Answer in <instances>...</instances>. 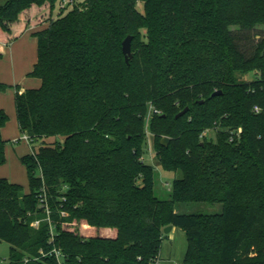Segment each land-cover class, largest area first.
Segmentation results:
<instances>
[{
	"label": "trees",
	"instance_id": "obj_1",
	"mask_svg": "<svg viewBox=\"0 0 264 264\" xmlns=\"http://www.w3.org/2000/svg\"><path fill=\"white\" fill-rule=\"evenodd\" d=\"M60 1L0 5V58L30 25L47 24L33 33L28 73L40 86L21 92L0 82L1 91L16 90L33 151L22 157L29 191L0 177L10 264L26 256L27 264H57L40 254L53 246L51 226L71 264H154L169 225L187 232L184 264H264V0H74L54 16ZM149 113L157 159L175 174L168 199L157 195L143 156ZM9 119L0 107V163ZM207 129L215 135L202 136ZM184 202L223 209L177 212Z\"/></svg>",
	"mask_w": 264,
	"mask_h": 264
},
{
	"label": "rangeland",
	"instance_id": "obj_2",
	"mask_svg": "<svg viewBox=\"0 0 264 264\" xmlns=\"http://www.w3.org/2000/svg\"><path fill=\"white\" fill-rule=\"evenodd\" d=\"M7 1L9 0H0V5L5 4ZM138 8L143 11V3H138ZM67 10L68 9H66L65 12H67ZM60 11V7L56 6L54 9V16H57ZM261 29L264 31V27ZM29 38L30 37H27V43L24 42L25 40H21L17 45L9 47L10 52L8 53V64L6 63L8 74L3 78L8 80L6 81L8 83L10 81V83L14 82L31 87L30 84L38 83L39 85L41 82L38 78L28 76V73L34 67L33 62L38 48L36 42L33 44V38H31L30 41ZM255 40L257 41L258 38L256 37ZM242 42L246 48L249 49V47H251V42ZM243 79H252V73L244 75ZM14 98L15 88H8L7 90L0 92V106L5 108L10 117L4 129V139H6L7 142L5 145V160L0 163V177H6L10 181L20 183L23 185L25 191H29V175L22 157L32 154L33 151L31 143L24 139V134L20 131ZM150 118L151 114L149 113L146 117L147 138L143 156L147 163L154 166L155 190L157 195L163 199H168L170 198L173 189L175 174L171 171L165 170L157 159L154 138L149 129ZM209 135L214 136L215 132L211 131L209 132ZM48 141L52 142L53 139L50 138ZM222 209L223 205L221 203L184 202L176 205V211L185 214H218L222 212ZM188 245V237L185 228L175 226L170 232L164 234L160 249V257L158 261L156 260L157 264H174V262L184 264ZM10 247L11 246L7 240L0 241V264L11 263ZM252 255L254 254H250V256Z\"/></svg>",
	"mask_w": 264,
	"mask_h": 264
},
{
	"label": "built area",
	"instance_id": "obj_3",
	"mask_svg": "<svg viewBox=\"0 0 264 264\" xmlns=\"http://www.w3.org/2000/svg\"><path fill=\"white\" fill-rule=\"evenodd\" d=\"M74 0H61L58 4V6L60 7V9H64L65 7H67L69 4H71ZM254 110L256 112L261 111V108L259 106H255ZM215 132L214 130H210L207 129L206 131L203 132L202 136H212L209 135V132ZM241 133H242V128H239L237 131H234L231 133L230 136V141H235L237 139H239L241 137ZM24 139L26 141H28L30 143V136L28 134H24ZM39 199H40V203L44 209V212L46 213V219L50 220V213H51V209H50V205H49V198L48 195L46 193L45 190H43V192L41 194H39ZM63 214H66V212H62ZM41 220L37 219L33 222V225L38 227L40 225ZM55 241V232H54V226H51V243L53 244L52 248L47 252L44 250H40V254L43 257H54L57 264H71L69 261V258L67 256L66 253H64V251L58 247L57 245L54 244ZM40 256V257H41ZM31 260V258L29 256L24 257V264H27L29 261ZM158 261V260H157ZM157 261L154 264H157ZM174 264H178L177 262H174Z\"/></svg>",
	"mask_w": 264,
	"mask_h": 264
},
{
	"label": "crops",
	"instance_id": "obj_4",
	"mask_svg": "<svg viewBox=\"0 0 264 264\" xmlns=\"http://www.w3.org/2000/svg\"><path fill=\"white\" fill-rule=\"evenodd\" d=\"M45 27H47V24L45 23V24H43V25H30L27 29H26V31L24 32V34H22V36L20 37V38H18V39H16L15 41H13L11 44H9L8 46H7V49L5 50V53H4V55H3V57L2 58H0V82H3V83H6V84H10V85H20L21 86V92L25 89V88H28L27 86H24V85H22V84H19V83H14V82H11L10 83V81H9V83L8 82H6V81H8V80H5V79H3L4 77H6V75L8 74V70H7V67H6V63L8 64V61H7V59H8V53L10 52L9 51V47L10 46H13V45H17L19 42H21V40H25L24 42L25 43H27L28 41H27V37H30L29 38V41H30V39L31 38H33V40H34V43L33 44H35V42H36V44H37V46H38V43H37V38L36 37H34L33 36V33L34 32H36V31H38V30H41V29H43V28H45ZM25 38V39H24ZM38 49V48H37ZM36 61H37V53H36V55H35V59H34V62H33V66H34V64L36 63ZM4 80V81H3ZM40 84H41V82H40ZM40 84L38 85V83L36 84V83H32V84H30V86L31 87H38V86H40ZM16 91V90H15ZM0 92H2L1 90H0ZM1 105V104H0ZM1 108H4V107H2V106H0ZM5 109V108H4ZM18 121V120H17ZM19 125V124H18ZM4 129H5V127L3 128V130H2V135H3V138H4ZM6 140V139H5ZM175 228V226H173V228L172 229H174Z\"/></svg>",
	"mask_w": 264,
	"mask_h": 264
},
{
	"label": "water",
	"instance_id": "obj_5",
	"mask_svg": "<svg viewBox=\"0 0 264 264\" xmlns=\"http://www.w3.org/2000/svg\"><path fill=\"white\" fill-rule=\"evenodd\" d=\"M132 41H133V36L132 35H128L124 41H123V53L125 55V59L126 61L129 63L130 59L133 57V51H132ZM222 91H215L212 96H217L219 94H221ZM188 111V108H185L184 110H182L180 113H178L177 117H180L182 115H184L186 112ZM170 141L169 137H164L162 139V143L163 144H168ZM173 225H169L164 229L165 233H168L172 230Z\"/></svg>",
	"mask_w": 264,
	"mask_h": 264
}]
</instances>
